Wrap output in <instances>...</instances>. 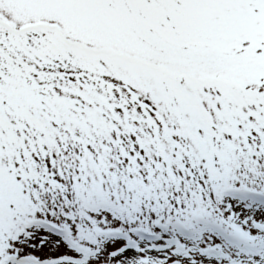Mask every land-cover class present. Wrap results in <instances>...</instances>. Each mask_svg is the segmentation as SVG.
Wrapping results in <instances>:
<instances>
[{"label": "snow or ice", "instance_id": "1", "mask_svg": "<svg viewBox=\"0 0 264 264\" xmlns=\"http://www.w3.org/2000/svg\"><path fill=\"white\" fill-rule=\"evenodd\" d=\"M0 264H264V0H0Z\"/></svg>", "mask_w": 264, "mask_h": 264}]
</instances>
